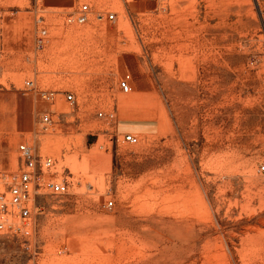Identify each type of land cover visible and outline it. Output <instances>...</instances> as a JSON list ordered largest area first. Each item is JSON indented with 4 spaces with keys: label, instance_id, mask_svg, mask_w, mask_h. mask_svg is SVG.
Segmentation results:
<instances>
[{
    "label": "rangeland",
    "instance_id": "rangeland-1",
    "mask_svg": "<svg viewBox=\"0 0 264 264\" xmlns=\"http://www.w3.org/2000/svg\"><path fill=\"white\" fill-rule=\"evenodd\" d=\"M22 144L69 189L0 264H264V0H0V191Z\"/></svg>",
    "mask_w": 264,
    "mask_h": 264
},
{
    "label": "built area",
    "instance_id": "built-area-1",
    "mask_svg": "<svg viewBox=\"0 0 264 264\" xmlns=\"http://www.w3.org/2000/svg\"><path fill=\"white\" fill-rule=\"evenodd\" d=\"M158 1V0H153ZM89 5L85 4L81 7L76 15V22L78 24H84L88 21ZM101 20L113 21L115 15L109 13L105 16L99 15ZM73 19L70 17L69 22ZM47 38V31L44 29L37 37V46L43 47ZM128 76L118 81V86L123 92H129L131 87L129 85ZM33 82L27 81L26 88L32 89ZM41 95L47 101L54 99V92L48 93L41 91ZM66 101L70 104L75 102V97L72 94L66 96ZM100 116L102 114L100 113ZM45 122L50 121L49 114H45L43 117ZM125 141L130 144L138 143V138L133 135L125 137ZM21 154V160L23 166L21 173L15 182L10 184L6 191H0V232H4L13 228L19 230L22 228L26 236L30 235L28 228V220L32 217V210L34 211V202L37 196L40 195H64L68 192V185L65 182H56L47 178L49 173L53 172L54 160L50 157L36 156L30 146L22 144L19 146ZM259 171L264 174V165L260 164ZM112 205V203H111ZM19 221V223H17Z\"/></svg>",
    "mask_w": 264,
    "mask_h": 264
},
{
    "label": "bare ground",
    "instance_id": "bare-ground-1",
    "mask_svg": "<svg viewBox=\"0 0 264 264\" xmlns=\"http://www.w3.org/2000/svg\"><path fill=\"white\" fill-rule=\"evenodd\" d=\"M120 88V87H119ZM121 90V89H120ZM122 91V90H121ZM123 92V91H122ZM130 92V91H129ZM129 92H127V93H129ZM123 93H126V92H123ZM30 148L32 149V151H34V149L30 146ZM91 159H93V158H91ZM90 162V161H89ZM88 162V163H89ZM32 213H33V210H32Z\"/></svg>",
    "mask_w": 264,
    "mask_h": 264
}]
</instances>
